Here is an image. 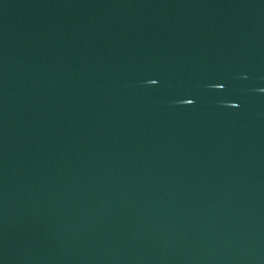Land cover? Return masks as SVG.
<instances>
[{"label": "water", "instance_id": "95a60500", "mask_svg": "<svg viewBox=\"0 0 264 264\" xmlns=\"http://www.w3.org/2000/svg\"><path fill=\"white\" fill-rule=\"evenodd\" d=\"M0 264H264V0H0Z\"/></svg>", "mask_w": 264, "mask_h": 264}]
</instances>
